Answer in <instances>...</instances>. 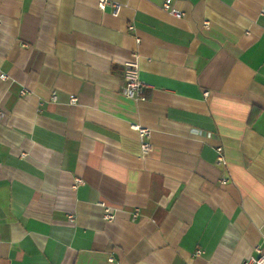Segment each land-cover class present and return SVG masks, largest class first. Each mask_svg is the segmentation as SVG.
<instances>
[{"label": "crops", "instance_id": "0c3cea01", "mask_svg": "<svg viewBox=\"0 0 264 264\" xmlns=\"http://www.w3.org/2000/svg\"><path fill=\"white\" fill-rule=\"evenodd\" d=\"M163 2L0 0V264L264 248V0ZM136 57L141 99L121 91Z\"/></svg>", "mask_w": 264, "mask_h": 264}, {"label": "built area", "instance_id": "2783aa9c", "mask_svg": "<svg viewBox=\"0 0 264 264\" xmlns=\"http://www.w3.org/2000/svg\"><path fill=\"white\" fill-rule=\"evenodd\" d=\"M107 3V0H98L97 6L99 9L103 10L105 8V4ZM111 5V13L116 15L118 13L119 4L116 2H110ZM162 8L168 10L171 14H173L175 17L182 16V13L175 8L171 6V0H164L162 4ZM1 21V20H0ZM129 29H132L133 26H129ZM0 78L6 79L7 75L0 72ZM123 83L121 87L122 93L130 98L134 99H141L142 97V90L144 87V82L139 77L138 72V64H137V57L130 62H127L124 66L123 71ZM26 92L25 88H22L20 90L21 94H24ZM204 95H207V92H203ZM51 99H55L54 93L51 94ZM76 98L71 97L70 101L75 102ZM132 127L137 131L138 138H139V144H140V150L142 153H147L151 150V144L149 141H147L148 137V130L144 127H141L139 125H132ZM216 151V157L215 161L216 163H224L225 158L223 155V149L221 146H217L215 148ZM81 180L79 178L75 179V183L73 184V187H75L78 183H80ZM225 179H221V183H224ZM103 217L107 220H110L113 218V215L109 212V210L106 208L105 212L103 214ZM67 219L72 220L73 215L71 213L67 214ZM200 249H196V254H201ZM255 255H251L248 258L244 259L240 264H264V248L255 247Z\"/></svg>", "mask_w": 264, "mask_h": 264}]
</instances>
